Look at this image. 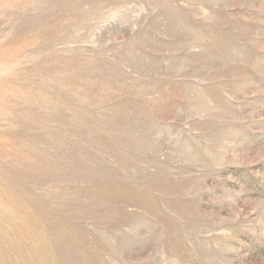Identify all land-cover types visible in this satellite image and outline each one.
Masks as SVG:
<instances>
[{
  "label": "rangeland",
  "instance_id": "obj_1",
  "mask_svg": "<svg viewBox=\"0 0 264 264\" xmlns=\"http://www.w3.org/2000/svg\"><path fill=\"white\" fill-rule=\"evenodd\" d=\"M0 264H264V0H0Z\"/></svg>",
  "mask_w": 264,
  "mask_h": 264
}]
</instances>
